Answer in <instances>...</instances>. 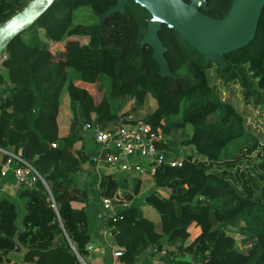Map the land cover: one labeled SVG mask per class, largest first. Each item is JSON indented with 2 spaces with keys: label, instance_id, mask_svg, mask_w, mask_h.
<instances>
[{
  "label": "trees",
  "instance_id": "trees-1",
  "mask_svg": "<svg viewBox=\"0 0 264 264\" xmlns=\"http://www.w3.org/2000/svg\"><path fill=\"white\" fill-rule=\"evenodd\" d=\"M32 1L0 0V27ZM232 1L206 0L201 12L222 19ZM117 2L56 0L4 53L0 264L17 252L21 264H88V248L103 232L112 238L113 264L150 250L160 264H264V11L255 40L224 56V75L171 30L183 61L175 78L159 76L157 84L148 78L153 50L143 46L147 9L129 0L99 27ZM130 102L136 106L128 109ZM89 124L107 133L144 124L157 150L193 154L143 179L113 171L112 153L103 150L100 197L117 207L103 215L85 176L98 156L86 146ZM11 155L41 178L17 198L1 194ZM144 206L159 221L149 223ZM193 227L199 234L186 245Z\"/></svg>",
  "mask_w": 264,
  "mask_h": 264
},
{
  "label": "water",
  "instance_id": "water-1",
  "mask_svg": "<svg viewBox=\"0 0 264 264\" xmlns=\"http://www.w3.org/2000/svg\"><path fill=\"white\" fill-rule=\"evenodd\" d=\"M129 0H118L99 22V27L111 16L124 13ZM148 10L147 33L143 46L153 50L152 59L160 68L162 79L175 78L166 58L167 49L160 39L163 27L177 32L194 47L207 63L220 66L224 75V56L248 47L256 38L264 11V0H233L227 15L219 20L201 12L207 10L206 0H132ZM56 3V0H33L21 12L0 27V60L10 44L35 25Z\"/></svg>",
  "mask_w": 264,
  "mask_h": 264
},
{
  "label": "built area",
  "instance_id": "built-area-1",
  "mask_svg": "<svg viewBox=\"0 0 264 264\" xmlns=\"http://www.w3.org/2000/svg\"><path fill=\"white\" fill-rule=\"evenodd\" d=\"M2 60H0V68ZM85 130L100 151L98 156L94 158L95 165H100V156L103 150L112 153L109 159V166L116 172L138 176L143 179L153 178L158 168L164 164L172 167L181 166L182 164L183 158H176L171 154L172 152L156 149L153 142L155 136L147 125L140 124L137 127H123L114 133H107L89 124L86 125ZM11 157L12 160H15V163L13 164L10 160L3 166L2 177L12 173V178L22 185H29L34 183L37 178H40L36 171L20 157L13 155ZM116 212L117 207L111 200L102 198L101 213L107 216H114ZM88 251L90 253L93 252L94 247L90 246ZM122 256L121 252L114 253L115 258H121ZM158 264L160 263L158 262Z\"/></svg>",
  "mask_w": 264,
  "mask_h": 264
},
{
  "label": "crops",
  "instance_id": "crops-1",
  "mask_svg": "<svg viewBox=\"0 0 264 264\" xmlns=\"http://www.w3.org/2000/svg\"><path fill=\"white\" fill-rule=\"evenodd\" d=\"M5 98V92L4 90L0 89V108ZM86 146L89 149H96L98 148L95 146V144L92 142V140L89 138L86 141ZM98 152V153H97ZM96 154H99V149L97 150ZM96 158V157H95ZM86 173L85 176L87 179H89V191L93 197V200L99 205V211L101 213V206H102V197H100V182H101V176H100V165H94V166H88L86 167ZM115 171L114 169H112ZM116 172V171H115ZM22 184H19L17 181H15L13 178H9L3 189H2V196H6L9 198H17L20 190L23 188ZM143 213L145 218L148 215H150V218L154 219L152 223H156L159 221V216L150 207L144 206L142 207ZM99 222V221H98ZM98 225H102L101 223H98ZM98 226V227H99ZM191 238L189 240H193L198 234L199 230L193 227L190 231ZM95 244L93 245L94 251L91 252V256L88 259V264H113V250L112 248V238L107 232L102 233V237L100 239L94 238ZM112 250L111 252L109 251ZM153 250L148 251L145 255L140 257L137 261H132L129 264H158V262L154 261L153 259ZM23 253L17 252L13 253L9 256L8 264H21L23 261Z\"/></svg>",
  "mask_w": 264,
  "mask_h": 264
},
{
  "label": "rangeland",
  "instance_id": "rangeland-1",
  "mask_svg": "<svg viewBox=\"0 0 264 264\" xmlns=\"http://www.w3.org/2000/svg\"><path fill=\"white\" fill-rule=\"evenodd\" d=\"M160 39L162 40L164 46L167 49L166 58L169 62L172 72H174L179 69L183 61V56L180 52L178 44L174 41L171 30L165 26L163 27L160 33ZM50 46L53 51L61 50V47L59 45L50 44ZM158 72H159V66L156 63H151L148 66V78L152 82H155V83L157 82V84H159L158 82L160 81ZM151 104L154 105V103H151ZM133 106H136V105L133 104V102H130V104L128 105V109H130ZM137 108L140 110L139 106H137ZM179 136L180 134L178 135V137ZM178 137L173 138V140H178ZM171 154H173L176 158H183V157L190 156V154H193V152H192V149L189 147L182 148V149L176 148ZM146 216H147L146 219L149 223H152V221H154V219L150 218V215H148V213ZM190 243H191V240H188L186 245H189Z\"/></svg>",
  "mask_w": 264,
  "mask_h": 264
}]
</instances>
